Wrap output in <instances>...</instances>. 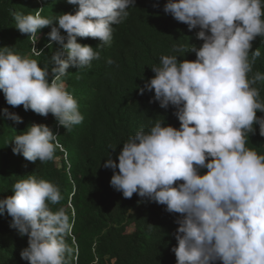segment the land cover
<instances>
[{
  "label": "clouds",
  "instance_id": "1",
  "mask_svg": "<svg viewBox=\"0 0 264 264\" xmlns=\"http://www.w3.org/2000/svg\"><path fill=\"white\" fill-rule=\"evenodd\" d=\"M67 3L76 6L75 12L55 20L40 11L13 13L15 27L32 38V55H40L36 34L46 26H51L49 43L58 46L51 68L18 54L14 46L0 47V90L8 105L45 117L51 113L69 129L83 116L62 77L70 66L83 68L100 58L77 37L99 38L102 43L95 48L110 42L113 25L128 16L135 0ZM164 12L190 30L199 28L196 35L203 43L188 50L195 60L162 56L139 91L154 90L152 102L161 108L174 106L180 127L157 121L147 132L130 136L118 162L111 155L103 164L113 170L110 184L124 198L136 193L179 214L177 244L171 249L177 264H264V154L246 146L256 125L264 136V116H257L264 102L252 86L264 74L248 76L261 55L253 41L264 37V0H167ZM173 51L183 52L184 46L174 45ZM3 111L5 118L23 122L18 113ZM57 137L47 124L32 123L12 139V150L31 162L49 161L62 147ZM202 169L207 171L201 174ZM12 190L13 195L0 198V214L28 236L21 258L29 264H66L72 224L63 207L55 212L49 207L62 199L58 186L30 174Z\"/></svg>",
  "mask_w": 264,
  "mask_h": 264
},
{
  "label": "trees",
  "instance_id": "2",
  "mask_svg": "<svg viewBox=\"0 0 264 264\" xmlns=\"http://www.w3.org/2000/svg\"><path fill=\"white\" fill-rule=\"evenodd\" d=\"M166 3L135 0V5L127 9L128 16L113 25L110 42L102 47L95 48L102 43L99 38L77 37L79 43L91 45L100 53L99 59L83 68L70 66L62 77L78 102L83 116L80 124L66 129L51 113L45 117L25 110L23 105L12 107L0 90V198L13 195L14 183L30 174L57 185L62 199L49 207L53 212L63 207L72 224L66 236L71 248L65 256L66 264H177L171 249L177 244L179 214L169 213L166 206L143 200L136 193L124 198L110 184L113 170L103 166L111 155L118 162L123 143L139 130L147 132L157 121L180 127L174 106L161 108L158 101L152 102L154 90L143 94L139 91V86L155 75L151 66L158 65L162 56L195 60L196 54L188 50L192 44L203 43L196 35L199 28L190 30L187 24L164 12ZM75 10L76 6L67 0H0V47L14 46L18 54L31 56L41 67L47 64L51 68L50 58L58 46L49 43L51 26L36 34L39 39L35 47L40 55L35 57L32 38L15 27L13 13L40 11L43 17L55 20L61 13ZM61 33L66 35L63 29ZM174 45H183L184 51H173ZM257 48L261 55L249 78L256 72L264 74V37L253 41V50ZM109 59L114 63L109 64ZM252 86L264 102V80ZM5 108L18 113L23 122L5 118ZM257 116H264V112L258 110ZM32 123L47 124L58 135L62 147L56 149L52 160L31 162L13 153L12 139ZM246 146L264 154L259 125L254 134H248ZM206 171L202 169L201 174ZM11 219L6 213L0 214V264H29L20 255L28 246V236L22 237L10 227Z\"/></svg>",
  "mask_w": 264,
  "mask_h": 264
}]
</instances>
